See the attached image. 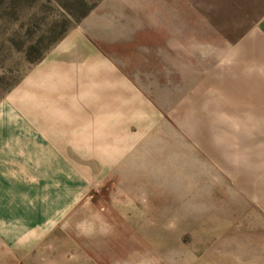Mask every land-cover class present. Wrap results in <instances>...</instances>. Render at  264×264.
<instances>
[{"label": "rangeland", "instance_id": "rangeland-1", "mask_svg": "<svg viewBox=\"0 0 264 264\" xmlns=\"http://www.w3.org/2000/svg\"><path fill=\"white\" fill-rule=\"evenodd\" d=\"M264 0H0V264H264Z\"/></svg>", "mask_w": 264, "mask_h": 264}, {"label": "crops", "instance_id": "crops-1", "mask_svg": "<svg viewBox=\"0 0 264 264\" xmlns=\"http://www.w3.org/2000/svg\"><path fill=\"white\" fill-rule=\"evenodd\" d=\"M257 81H264V15L257 20Z\"/></svg>", "mask_w": 264, "mask_h": 264}]
</instances>
